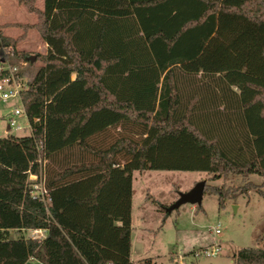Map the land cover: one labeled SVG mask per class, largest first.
Here are the masks:
<instances>
[{
	"label": "trees",
	"instance_id": "16d2710c",
	"mask_svg": "<svg viewBox=\"0 0 264 264\" xmlns=\"http://www.w3.org/2000/svg\"><path fill=\"white\" fill-rule=\"evenodd\" d=\"M16 1L37 22L0 42L16 48L35 30L47 53L21 94L40 119L34 136L0 138V264H133L135 172L264 178V80L180 68L229 20L253 25L264 59V0H43V11ZM42 133L49 205L27 181ZM211 191L223 207L228 192ZM234 264H264V249H240Z\"/></svg>",
	"mask_w": 264,
	"mask_h": 264
},
{
	"label": "rangeland",
	"instance_id": "374dc122",
	"mask_svg": "<svg viewBox=\"0 0 264 264\" xmlns=\"http://www.w3.org/2000/svg\"><path fill=\"white\" fill-rule=\"evenodd\" d=\"M252 26L248 24L244 27L231 20L222 24L217 33L220 40L207 51L210 65L218 61L221 65L223 58L232 50L236 55L233 61L243 60L246 56V61L252 67L247 71L264 80V59L255 51L259 43L249 35L251 29H254ZM236 31L240 33L232 38L236 37L233 41L230 40L234 43L226 49L227 41ZM245 43L249 45L238 50ZM40 65L37 62L26 67L29 78ZM2 107L0 105V138L5 137L7 119L6 109ZM19 124L25 125V122L20 120ZM7 133L17 137L25 134ZM201 182H205V189L200 209L184 204L170 213L166 212L181 194L191 191ZM263 183L264 178L256 175L245 179L236 175L214 179L213 175L203 172L133 173L131 225L134 244L131 261L135 264H145V260H150L152 264H234L233 258L240 249H264V197L259 193H264ZM215 187L228 192L223 207H219L218 198L211 191ZM216 228L220 230V235L214 234ZM23 236L33 238L38 235L27 231ZM212 244L219 246L217 256H193Z\"/></svg>",
	"mask_w": 264,
	"mask_h": 264
},
{
	"label": "built area",
	"instance_id": "2783aa9c",
	"mask_svg": "<svg viewBox=\"0 0 264 264\" xmlns=\"http://www.w3.org/2000/svg\"><path fill=\"white\" fill-rule=\"evenodd\" d=\"M16 56V48L6 46L0 42V105L4 110L6 109V128L8 132H24L23 137H33L35 128L33 124L40 123V119L36 118L31 123L25 111L24 104L21 99V94L27 90L30 78L22 71L27 67L28 62L21 61L18 63L12 62ZM10 102H15L8 105ZM23 120L25 125H20L19 121ZM8 134V133H7ZM15 136L14 134H12ZM44 133L42 138L36 144L37 158V173L32 174L28 172V188L29 196L33 200H37L44 205H49L50 197L46 187V166L48 159L44 152ZM33 235H40L42 230H30ZM215 235H220V230H214ZM33 240H41L42 236H35ZM219 254L218 245H210L206 248L196 252L193 256L199 258L215 257Z\"/></svg>",
	"mask_w": 264,
	"mask_h": 264
},
{
	"label": "crops",
	"instance_id": "0c3cea01",
	"mask_svg": "<svg viewBox=\"0 0 264 264\" xmlns=\"http://www.w3.org/2000/svg\"><path fill=\"white\" fill-rule=\"evenodd\" d=\"M35 6L38 10L43 11L44 3L43 0H37L35 3ZM37 22V17L34 14H30L27 12V10L19 5L16 0H0V36L6 39H11L15 40L18 37H20L23 34V31L21 28L15 27V25H34ZM222 25L217 28L211 39L208 41L206 44L204 50L200 54L198 58L195 60L180 65V68L189 74H195V75H201L205 73H213V74H220L224 73L227 71H239L243 73H247L251 76L257 77L256 74L249 73L247 70L248 68H252L249 63L246 61L245 57H243V60H238V61H233V56L235 57V52L232 50H229V52L226 54V57L223 58L221 61H218V63L214 64L215 62L213 61V66L210 65L211 60L207 59L208 56V49L212 45L217 44V41L220 40L219 37H217L218 31L221 29ZM253 41V40H251ZM249 45L248 43L243 44L242 46L238 47V50L244 49ZM16 52L20 53L21 55L23 54H39V55H45L47 53V45L41 40L39 37L38 33L35 30H29L26 38L24 41L20 42L17 47H16ZM211 53V52H210ZM22 61H25V58L22 59ZM198 61H200L198 64ZM12 62H21L17 60V57L12 60ZM40 63V62H39ZM41 64V63H40ZM195 65V66H193ZM218 65V67L216 66ZM42 64L39 67H41ZM193 66V67H192ZM221 66V67H220ZM191 67V68H188ZM217 67V68H216ZM26 67L22 70L28 77L29 75L27 74L25 70ZM28 69V68H27ZM75 74L71 76V80L75 79ZM31 78V77H30ZM8 136L6 131H5V137ZM13 136V135H12ZM17 137V136H16ZM22 137V136H21ZM4 138V137H3ZM123 167V163L121 165V168ZM133 176V174H132ZM132 197H133V187H132ZM132 205V201H131ZM133 207V206H132ZM196 206H193L195 208ZM131 215H132V208H131ZM39 237L42 236L44 238L45 233L41 232ZM133 239H132V225H131V254H130V261H131V255H132V250H133ZM234 259V258H233ZM147 264H152L150 260ZM133 264H135L133 261H131ZM26 264H40L34 260H29ZM146 264V263H145ZM183 264V263H181Z\"/></svg>",
	"mask_w": 264,
	"mask_h": 264
},
{
	"label": "water",
	"instance_id": "95a60500",
	"mask_svg": "<svg viewBox=\"0 0 264 264\" xmlns=\"http://www.w3.org/2000/svg\"><path fill=\"white\" fill-rule=\"evenodd\" d=\"M25 61L32 65L36 61V56H28L25 58ZM204 189L205 182L197 184L191 191L181 194L179 196V199L172 206L166 209V212L170 213L184 204L201 206ZM10 239H12V236L10 237Z\"/></svg>",
	"mask_w": 264,
	"mask_h": 264
}]
</instances>
